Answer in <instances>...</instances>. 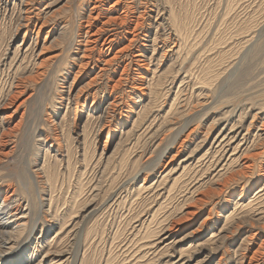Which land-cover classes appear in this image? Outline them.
<instances>
[{
    "label": "rangeland",
    "instance_id": "374dc122",
    "mask_svg": "<svg viewBox=\"0 0 264 264\" xmlns=\"http://www.w3.org/2000/svg\"><path fill=\"white\" fill-rule=\"evenodd\" d=\"M36 2L50 22L40 45L24 56L36 34L18 53L25 32L21 0H0V141L9 143V155L0 157V264H175L181 252L185 264H246L243 256L264 238V192L254 208L246 207L264 183V155L247 175L233 160L212 179L231 149L217 172L204 175L211 179L203 192L209 187L214 193L192 221L159 244L165 227L181 217L184 199L193 197L185 190L189 173L162 178L189 154L195 162L211 138L237 122L240 135L232 148L254 143L250 154L264 152L256 135L264 123V0H133L144 13L137 40L97 83L80 76L75 86L77 35L93 0ZM113 2L107 0L103 10ZM117 31L114 53L128 44L127 27ZM139 49L140 63L134 58ZM39 67L45 75L29 84L15 107H5L14 82ZM114 101L119 105L107 116ZM143 106L141 122L132 128ZM16 107L12 120L5 119ZM131 129L136 132L125 135ZM232 174L220 193L218 183ZM145 176L146 186L161 181L166 188L137 190ZM173 239L182 241L166 247ZM262 252L257 264H264Z\"/></svg>",
    "mask_w": 264,
    "mask_h": 264
},
{
    "label": "bare ground",
    "instance_id": "6f19581e",
    "mask_svg": "<svg viewBox=\"0 0 264 264\" xmlns=\"http://www.w3.org/2000/svg\"><path fill=\"white\" fill-rule=\"evenodd\" d=\"M36 1L37 0H21L23 12H24L23 22L21 23V31H25V32L23 35V41H22L21 45L18 46L17 52L22 53V51L26 47V43H27L26 39H28L30 37V34H32V33L36 34L35 41H34L32 47L30 45L29 48L26 49L24 56L27 55L26 53L29 49L32 48V50L34 51V48L36 46L40 45L39 36H40L42 30H45L47 28L49 22H50V20L48 21V19L41 16L42 10L38 7V3ZM72 1H74V0H68L69 3H71ZM106 1L107 0H93V5H91L89 8L88 16H87L86 20L83 21V23H85V25L84 24L81 25V29L79 30V33L77 35V41H76L78 44H77V47H75L76 51L79 55V62L77 65L78 70L74 74L75 78H74V82H73L72 86H75V83L80 76L92 77L90 79L89 83H87V84L88 85H92V84L94 85V83L97 80L101 79L103 73L107 71L108 67L112 66L115 62H117V60L120 58V53H123L124 51L128 50L132 46V44L137 40V38L139 37V31L142 29V26L144 23V21H143L144 13L142 14V12H138V10L136 11L137 8L135 9V4L133 3V0H114V2L107 9L103 10L104 9L103 6L106 4ZM140 1H141V3H144L147 0H140ZM118 27H121V28L127 27V31L125 32L123 39L125 41H127L128 44L126 46H124L123 48H120L119 51L114 53L113 48H114V45H116L115 43L118 41L117 40V36H118L117 28ZM52 31H54V28L52 29ZM50 32L51 31L46 32V36H45V39L43 42V46L41 47V51L37 54V57L39 56L41 58L42 57L41 53L43 52V50L47 49L46 44L50 40V38L48 37ZM104 35H105V38H104ZM120 40H121V38H120ZM52 43H50V44H52ZM154 43H155V41H154ZM155 45H156V43H155ZM155 50H156V48H155ZM96 51L98 52L97 55H96ZM58 56L59 55H54L53 57L58 58ZM143 56H144L143 49H139L138 53L134 55V58H135V60H137L140 63L141 62L140 60H142L141 58H143ZM139 67H141V66H139ZM125 69H126V67H125ZM44 71H45V69L43 67H39L34 72V76H28L26 78H24V77L18 78L14 82L13 89H12L11 93L9 94L8 98L6 99L4 106L8 107V108L9 107L10 108L15 107L16 101L20 97L24 96L26 94V92L28 91L29 84L30 83L35 84L38 80H40L41 77L45 75ZM122 76H123V74H122ZM113 81H114L113 86H111L112 93L121 85V78H119L117 81L116 80H113ZM72 86H71V89L69 90L70 93H72L71 92ZM142 89L144 90V88H142ZM76 96H77V98H80V96H78L77 94H76ZM86 100H87V98H85V102H86ZM21 104H23V103H21ZM115 104L119 105V103L117 101L111 102L109 104V107L106 110L107 116H112V114L115 111V107H116ZM144 106H146V105H144ZM144 106L141 107L140 111L138 112V114H137L138 117L135 120L132 128H134L135 126H137L139 124V122H141L140 116L142 115L141 111H143V109H145ZM18 108L19 107H16V109L13 110L12 113L7 114L5 116V119L12 120V117H14V114L18 112ZM126 108H127L126 109L127 111H132L133 106H131L130 104H127ZM237 126L239 128L241 127L240 122L234 123V125L229 130H228V127H224L223 129H221L215 137L212 136L213 138H211V139L213 141H212L210 147L195 162H193V161L189 162L191 160V157H192L191 154H189L187 157L183 158L179 162V164L176 168L173 167L162 178V180L167 181V179L169 178L170 175H174L175 173H178V171H180V170H181V173L177 176L178 178H180V176H183L185 173H189V177L185 181L184 184H185L186 192L192 190V191H190V193H191V195H193V197L191 196L190 199L189 198L184 199L185 201H184L182 207H186V208H184L183 212H181V214H179V215H181V217L178 216L176 219H174V221H172V223L170 225H167L165 227V229L161 233V236L158 237L159 244H164L167 240L169 241L171 239L173 233L176 231H179V228H181L182 224L189 222V221H192L194 219V217L198 214L199 208H201L199 206L206 202L205 198L207 196H209L210 193H214V191H212V189H210L209 187L203 192V190L206 188V184H208V182L210 181L211 178L212 179L217 178L220 175V173L225 169V166H227L229 164V162H231L233 160L236 162H240L241 168H243L244 171H240L239 173H242L243 175H247V174L251 173L253 168H255L254 160L257 159L258 157L264 155V152L263 153H260V152L259 153H251V154L249 153L250 152L249 150L254 145V143H252L251 146H249V143H248L247 147L245 146L246 148L244 150H242L241 148L239 149V147H240L239 142L234 148H232V146L238 141V140L236 141V138L240 135L235 130ZM252 126H255L254 119H253V122H251L250 127H252ZM18 127H19V124L16 123L14 125V127L11 128L10 132L17 129ZM250 127L248 129H250ZM247 131H249V130H247ZM134 132H136V130L131 129L129 132L125 133V135L132 134ZM192 133H189L186 136V139H184V141L180 143V147H179L180 150L177 149V152H176V154H174L172 156L171 161H173L174 159H176L178 157L181 149H183L185 147V143L188 142V139L193 135ZM7 134H8V132H7ZM181 134H182V132H179L177 134L176 139H178V137H180ZM230 134H234V135L231 137ZM251 134H252V132H251ZM4 135H6V134H4ZM140 135L137 136L136 141L139 140ZM256 135L261 136L262 141L264 140V123L260 125V127L258 128V134H256ZM176 139H175V142H176ZM175 142L171 146H173L175 144ZM8 144L9 143L7 141L4 142L1 139V141H0V157L6 156L7 154L9 155V152H7V149H9ZM255 147L257 148V146H255ZM231 149H232V153L228 157L229 158L228 162H226V164H224L223 167L219 170L221 163L224 162L223 160L226 159L227 155H229ZM238 149H239V151H238ZM241 152H242V154L239 155ZM163 154H164V152L162 153V155ZM161 159L162 158L160 156L158 158V160L154 161L153 165L160 164ZM207 165H211L209 168V171L206 168ZM205 171H207V172H205ZM170 172H172V174H170ZM208 172L211 174L213 172H217V174L214 177H211L209 179V174H208V176H204ZM234 177H235V175L232 174V177L229 176L225 183H218V185H219L218 188H219L220 193L225 188L226 183L233 180ZM178 178H176V180ZM147 181H148V178L145 176L143 179L144 183L137 190H142L145 193L146 192L150 193L153 189H156L157 187H162V185H164L160 181V182H158L159 185L156 188H153L154 184H152L150 186L145 185V183H148ZM258 187H259V190L257 191L255 198L251 199L249 202V205L248 206L245 205L246 207H249V208L255 207L253 205L255 203L254 201L257 199V196L260 193L264 192V183L260 184V186H258ZM165 188L166 187H164V186L162 187V189H165ZM142 191H141V193H142ZM156 191L154 190V192H156ZM159 191H160V189H159ZM215 192H217V191H215ZM167 193L168 194L172 193V186L169 189H167ZM160 195L161 194L156 195V196L159 197ZM196 195H198L197 198H196ZM262 195L264 196V194H262ZM11 196L12 195H10L8 198L5 199V201H4L5 204L7 203L6 201L9 200V198ZM188 205H192V206H188ZM184 211H186V212L184 213ZM235 211H236V208H235ZM16 213H14V215H16ZM205 223L206 222L204 221L202 225H204ZM224 229L225 228L223 227L220 230V233ZM212 237L217 238L218 236H216V234L214 233L212 235ZM180 241H182V240L173 239L170 241V243H166L167 244L166 247L171 248V245L175 246ZM245 242L246 241H244V243ZM214 250H216V249H214ZM261 251H264V238L262 239L261 243L258 245V249L256 251L252 252V255H250L248 257L243 256V260L245 259L246 261L242 260L243 261L242 263L245 262L246 264H257L259 262L258 257H259V254ZM184 257H185L184 253L181 252L180 258L177 261H175V264H179L180 262H182L181 264H185L186 260Z\"/></svg>",
    "mask_w": 264,
    "mask_h": 264
}]
</instances>
